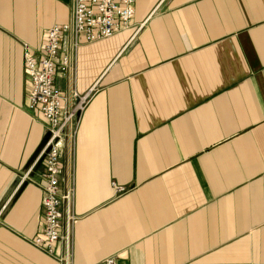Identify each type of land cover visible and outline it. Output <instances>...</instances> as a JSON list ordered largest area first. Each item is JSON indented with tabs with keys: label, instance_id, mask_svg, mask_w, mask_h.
<instances>
[{
	"label": "crops",
	"instance_id": "0c3cea01",
	"mask_svg": "<svg viewBox=\"0 0 264 264\" xmlns=\"http://www.w3.org/2000/svg\"><path fill=\"white\" fill-rule=\"evenodd\" d=\"M70 19L71 0H0V264H63L31 242L49 124L28 107L25 51ZM68 49L65 33L58 63ZM74 65L56 86L91 99L62 145L74 220L57 256L264 264V0H135L130 28Z\"/></svg>",
	"mask_w": 264,
	"mask_h": 264
},
{
	"label": "built area",
	"instance_id": "2783aa9c",
	"mask_svg": "<svg viewBox=\"0 0 264 264\" xmlns=\"http://www.w3.org/2000/svg\"><path fill=\"white\" fill-rule=\"evenodd\" d=\"M135 14V0H71L69 22L53 25L47 32L43 50L35 55L25 51V65L30 78L27 92L28 107L40 111L48 121L46 139L31 168L44 163V207L42 231L31 242L42 252L57 257L63 264H72L70 251L57 256L58 244L70 241V228L74 220V188L60 187L63 142L76 136L82 112L87 107L91 92L80 94L73 90L67 94L56 86L59 73L72 72L78 48L113 37L131 26ZM68 34L69 49L58 63L64 34ZM123 191L124 188H118ZM65 208L66 232L62 234V207ZM66 245V246H67ZM100 264H120L116 256L105 258Z\"/></svg>",
	"mask_w": 264,
	"mask_h": 264
},
{
	"label": "rangeland",
	"instance_id": "374dc122",
	"mask_svg": "<svg viewBox=\"0 0 264 264\" xmlns=\"http://www.w3.org/2000/svg\"><path fill=\"white\" fill-rule=\"evenodd\" d=\"M46 36H47V34H46ZM45 40H46V38H45ZM44 43H45V41H44ZM44 45V44H43ZM27 50V49H26ZM27 92H28V88H27Z\"/></svg>",
	"mask_w": 264,
	"mask_h": 264
}]
</instances>
